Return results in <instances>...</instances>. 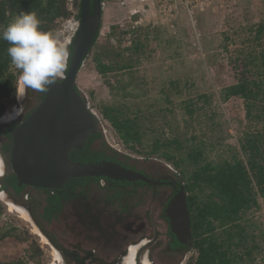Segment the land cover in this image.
Listing matches in <instances>:
<instances>
[{"label": "rangeland", "instance_id": "1", "mask_svg": "<svg viewBox=\"0 0 264 264\" xmlns=\"http://www.w3.org/2000/svg\"><path fill=\"white\" fill-rule=\"evenodd\" d=\"M234 2L230 8L221 9L215 3L202 7V11L198 7L192 17L179 6V0L103 2L97 46L93 47L76 79L88 107L100 118L101 140L125 155L161 164L186 182L187 176L169 163L124 147L102 119L100 108L120 102L129 107L127 111H135L139 105L146 116L143 125L147 133L161 139L176 135L185 145L195 137L196 142L204 143L205 158L209 162L230 158L234 151L239 152L245 133L263 130L261 122L247 118L242 99L222 102L220 98L225 87L254 77L248 64L252 56L264 50V36L260 41L255 40L257 28L264 24V0ZM65 3L69 9L68 0ZM72 5V11L68 10L71 16L56 21L50 31L64 45L74 35V28L68 22H77L76 0H72ZM139 44L140 53L134 58L131 71L106 76L96 72L92 56L100 46L109 45L127 61ZM129 82L131 86L126 93L131 91L134 96L123 99L125 92L121 87ZM200 95H206L208 103L197 101L198 111L192 119H187L185 103ZM148 105L153 107L147 108ZM137 149L144 151L145 148ZM9 202L0 193V264L20 261L60 264L54 260L48 241L41 240L34 225L24 220L18 209L14 207L17 212L10 210ZM247 218L253 224L259 247L252 264H264V205L248 213ZM195 258L196 252L191 249L177 264H191Z\"/></svg>", "mask_w": 264, "mask_h": 264}, {"label": "flooded vegetation", "instance_id": "2", "mask_svg": "<svg viewBox=\"0 0 264 264\" xmlns=\"http://www.w3.org/2000/svg\"><path fill=\"white\" fill-rule=\"evenodd\" d=\"M72 38L65 44L70 53ZM18 75L19 70L10 63L7 75L1 78L15 80L6 93L0 94V117L12 112L17 104L14 93ZM76 89L83 95L77 86ZM44 96L45 93L28 90L22 101L23 113L0 123V160L4 164L0 193L28 213L30 223L38 227L35 228L48 241V247L60 257V264H118L131 248L134 264H143V258L151 264H177L193 249V235L185 245L177 242L171 233L169 205L184 194L191 220L186 182L161 164L135 159L109 147L100 138V124L80 148L70 150L69 160L115 164L142 179L88 176L73 178L54 190L17 185L11 165L13 133L34 113ZM176 218L184 216L179 213Z\"/></svg>", "mask_w": 264, "mask_h": 264}, {"label": "trees", "instance_id": "3", "mask_svg": "<svg viewBox=\"0 0 264 264\" xmlns=\"http://www.w3.org/2000/svg\"><path fill=\"white\" fill-rule=\"evenodd\" d=\"M76 9L75 18L79 21L80 0H76ZM21 12H35L41 21L40 29L46 32L55 27L56 21L71 16L65 0H9L0 3V31ZM263 36L264 24L257 28L255 40L260 41ZM97 39L93 47L97 46ZM9 46L0 39V94L6 93L15 80L14 77L1 79L7 75L11 63L7 53ZM139 46L127 61L121 54L114 53L109 45L100 46L92 56L96 72L106 76L112 72L131 71L133 60L140 53ZM248 65L254 77L225 87L220 98L222 102L242 99L247 118L264 125V50L252 56ZM129 86L131 82L121 87L125 92L123 99L134 96L131 91L126 93ZM197 101L206 104L209 98L200 95L185 103L187 119H192L198 111ZM127 110L129 107L125 103L113 102L103 105L100 115L124 147L144 153L147 158L155 157L169 163L187 176L185 190L189 194L193 250L196 252L191 264H252L259 247L247 215L264 205V128L260 132L245 133L239 152L234 151L230 158L209 162L202 141L196 142L193 137L194 141L185 145L176 135L167 139L155 137L146 132L143 125L146 116L139 105L135 111ZM137 147L145 149L139 151Z\"/></svg>", "mask_w": 264, "mask_h": 264}, {"label": "water", "instance_id": "4", "mask_svg": "<svg viewBox=\"0 0 264 264\" xmlns=\"http://www.w3.org/2000/svg\"><path fill=\"white\" fill-rule=\"evenodd\" d=\"M102 10L100 0H80L78 28L72 38L64 80L50 86L42 103L13 133L11 165L18 186L54 190L73 178L88 176L127 181L142 179L115 164H79L68 158L70 150L80 148L100 124L86 98L76 89V79L100 32ZM169 211L173 220L171 233L181 245L187 244L192 232L184 194L170 203ZM179 213L184 218H176Z\"/></svg>", "mask_w": 264, "mask_h": 264}, {"label": "clouds", "instance_id": "5", "mask_svg": "<svg viewBox=\"0 0 264 264\" xmlns=\"http://www.w3.org/2000/svg\"><path fill=\"white\" fill-rule=\"evenodd\" d=\"M40 24L35 12H21L0 31V39L10 45L11 64L19 70L14 93L17 104L0 117V123L23 113L22 101L28 90L47 93L66 75L71 55L68 47L51 32L42 31Z\"/></svg>", "mask_w": 264, "mask_h": 264}, {"label": "built area", "instance_id": "6", "mask_svg": "<svg viewBox=\"0 0 264 264\" xmlns=\"http://www.w3.org/2000/svg\"><path fill=\"white\" fill-rule=\"evenodd\" d=\"M176 1V0H174ZM70 8L68 9L69 11H72L73 9V5H72V0H68ZM213 3H215L216 5H219L222 8L227 7L230 8V4L234 3V0H179V6H181L188 14L190 17L193 16L194 11L196 10V8L199 7V9L201 10L202 7H208L209 5H212ZM202 11V10H201ZM70 23V22H68ZM74 33L77 31L78 28V21L75 22L74 24ZM98 119L100 120L99 116L94 113Z\"/></svg>", "mask_w": 264, "mask_h": 264}, {"label": "bare ground", "instance_id": "7", "mask_svg": "<svg viewBox=\"0 0 264 264\" xmlns=\"http://www.w3.org/2000/svg\"><path fill=\"white\" fill-rule=\"evenodd\" d=\"M68 24H69L68 26L74 27L73 24H71V23H68ZM3 166L4 165L2 164V161L0 160V176H2V174H3V169H2ZM8 206H9V209L10 210H13V209L16 210V209H18V211H19L18 214H20L21 217L25 218L24 220L30 221L29 220V217L27 215L28 213H26L23 209H21L20 207L15 206L11 202L8 203ZM16 212H17V210H16ZM35 227L38 228L37 226H35ZM35 227L33 226L35 233L38 234L41 237V240H43V242L46 243L47 240H45L44 236ZM133 249L134 248H131L130 251L125 256H123L120 259V261L118 262V264H134V259H133L134 252H133ZM53 257H54V260L55 261H60V257L57 255L56 251H54V250H53ZM143 259H144L143 260V264H148V261L145 258H143Z\"/></svg>", "mask_w": 264, "mask_h": 264}]
</instances>
